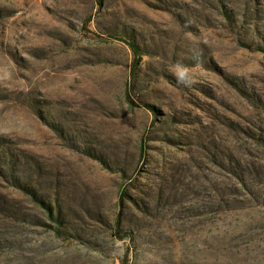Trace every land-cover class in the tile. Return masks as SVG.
<instances>
[{"label":"rangeland","instance_id":"1","mask_svg":"<svg viewBox=\"0 0 264 264\" xmlns=\"http://www.w3.org/2000/svg\"><path fill=\"white\" fill-rule=\"evenodd\" d=\"M0 264H264V0H0Z\"/></svg>","mask_w":264,"mask_h":264},{"label":"clouds","instance_id":"2","mask_svg":"<svg viewBox=\"0 0 264 264\" xmlns=\"http://www.w3.org/2000/svg\"><path fill=\"white\" fill-rule=\"evenodd\" d=\"M178 82L180 83H187L188 81L186 80L187 77V69L184 68L183 66L178 65V71L176 73Z\"/></svg>","mask_w":264,"mask_h":264},{"label":"trees","instance_id":"3","mask_svg":"<svg viewBox=\"0 0 264 264\" xmlns=\"http://www.w3.org/2000/svg\"><path fill=\"white\" fill-rule=\"evenodd\" d=\"M133 50L135 56H137L138 54V49L137 47L135 46L134 42H129V41H125Z\"/></svg>","mask_w":264,"mask_h":264}]
</instances>
